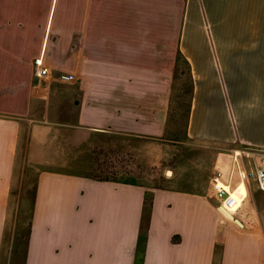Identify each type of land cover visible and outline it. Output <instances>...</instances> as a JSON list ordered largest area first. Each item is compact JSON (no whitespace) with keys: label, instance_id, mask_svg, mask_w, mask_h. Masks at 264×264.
I'll return each instance as SVG.
<instances>
[{"label":"crops","instance_id":"obj_1","mask_svg":"<svg viewBox=\"0 0 264 264\" xmlns=\"http://www.w3.org/2000/svg\"><path fill=\"white\" fill-rule=\"evenodd\" d=\"M175 4L171 18L166 0H0V264L8 225L20 229L14 186L26 181L34 187L22 264H264L256 185L236 211L242 227L218 211L212 169L201 183L153 186L129 161H112L134 137L166 136L179 53L194 82L188 137L223 148L209 166L237 182L236 154L264 152V42L218 46L201 0ZM38 57L76 80L37 77ZM90 143L99 149L92 165L108 177L67 170L89 165Z\"/></svg>","mask_w":264,"mask_h":264},{"label":"rangeland","instance_id":"obj_2","mask_svg":"<svg viewBox=\"0 0 264 264\" xmlns=\"http://www.w3.org/2000/svg\"><path fill=\"white\" fill-rule=\"evenodd\" d=\"M176 1H180L181 9L188 3V0H166L165 9L168 12L166 16L169 15L172 18L175 14V17H177L178 6L175 4ZM201 2L203 9L208 13V26L214 33L218 46L236 48L247 45L258 46L260 42H264V0H201ZM165 25L167 31L176 30V26H178L177 21L175 22L174 20ZM177 128L180 130L177 132L182 136L184 130L183 120L179 123L178 127H172V130ZM127 142H130L127 145H131V150L127 149V151H124L120 150L118 146L115 147V152L110 153L112 161L116 158L121 163L125 162V160H127L126 163L129 161L133 175L138 176L137 178L139 179L141 178L143 182H148V185H177L180 177L201 183L206 179L207 175H210L209 168L212 169L211 174H214L217 168L221 166L217 162L209 166L210 156L214 152L223 150L220 144L213 142L192 138L180 140L168 136L162 139L134 137L131 141ZM117 143L121 144L120 141ZM88 150L87 155L90 159L89 162L87 161L89 163L88 166L69 167L67 170L84 175L108 177V173L105 171L107 168L96 167L95 161L94 165H92V150L94 157L97 155V152L95 153L94 150L99 151L96 148V144L90 143ZM108 151H102L101 159H109L110 154L108 155ZM225 156L228 155L225 154ZM100 165L102 164L100 163ZM39 171L40 167L29 170L26 178L34 180ZM19 184L16 183L14 186L12 208L16 207L17 201H20L24 205V207L22 205L19 206V211L21 212L19 215L20 229L12 232V223L8 225L5 236V258L1 264H22L23 257L26 254L25 245L28 236L34 182H23L21 187ZM13 216H10V218L12 219ZM12 240H14L13 251L15 252L13 253L15 257L14 259L13 257L9 259L8 250L11 248L9 245L12 244Z\"/></svg>","mask_w":264,"mask_h":264},{"label":"built area","instance_id":"obj_3","mask_svg":"<svg viewBox=\"0 0 264 264\" xmlns=\"http://www.w3.org/2000/svg\"><path fill=\"white\" fill-rule=\"evenodd\" d=\"M35 73L39 78H51L58 79L63 82H73L76 80V75L68 72H60L54 75L50 68L44 63L43 57H38L35 60ZM241 153L236 154L235 164L232 172L237 171V182L226 181L224 178V172L218 169L212 176V187L219 198V204L217 209L222 215L224 221L232 222L236 224L234 219L230 218L224 207L232 211V208L237 203V198L233 195L241 184H244L247 194L242 200L241 205L232 213L236 215V211L242 206L244 201L249 196V189L256 185L258 188L264 191V152L253 150L246 154L248 160L238 158ZM237 216V215H236ZM238 217V216H237Z\"/></svg>","mask_w":264,"mask_h":264},{"label":"trees","instance_id":"obj_4","mask_svg":"<svg viewBox=\"0 0 264 264\" xmlns=\"http://www.w3.org/2000/svg\"><path fill=\"white\" fill-rule=\"evenodd\" d=\"M194 82L191 72V65L182 53L178 54L177 65L174 76L173 96L170 102V114L165 135L175 139L189 138L187 134V126L190 118L192 100H193ZM183 120L184 130L182 136L177 129ZM172 126V127H171Z\"/></svg>","mask_w":264,"mask_h":264},{"label":"bare ground","instance_id":"obj_5","mask_svg":"<svg viewBox=\"0 0 264 264\" xmlns=\"http://www.w3.org/2000/svg\"><path fill=\"white\" fill-rule=\"evenodd\" d=\"M246 194H247L246 188L244 184H241L238 190L233 194L237 198L236 205L232 208V211L224 207L225 211L229 214H233L232 212L235 211L241 205V202L246 197Z\"/></svg>","mask_w":264,"mask_h":264},{"label":"water","instance_id":"obj_6","mask_svg":"<svg viewBox=\"0 0 264 264\" xmlns=\"http://www.w3.org/2000/svg\"><path fill=\"white\" fill-rule=\"evenodd\" d=\"M231 218L234 219L236 224H238L239 226H242V227L244 226L243 221L239 217H237L236 215L233 214V216H231Z\"/></svg>","mask_w":264,"mask_h":264}]
</instances>
